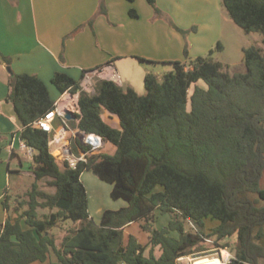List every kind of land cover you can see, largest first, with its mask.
Masks as SVG:
<instances>
[{"label":"trees","instance_id":"1","mask_svg":"<svg viewBox=\"0 0 264 264\" xmlns=\"http://www.w3.org/2000/svg\"><path fill=\"white\" fill-rule=\"evenodd\" d=\"M146 2L161 15L157 0ZM222 2L237 26L264 37V0ZM129 13L138 18L135 9ZM217 49L224 51L222 42ZM184 52L186 60L170 62L173 69L162 78L146 74L143 96L105 79L88 93L68 74H55L52 82L60 93H79L80 131L117 147L114 155L93 153L75 139L85 155L76 168L52 154L49 133L36 127L56 107L47 85L35 75H12L7 101L23 125L22 141L33 150L35 181L23 195L5 196V209L18 211L21 221L0 227V264L44 263L52 255L51 264H178L235 235L229 264H264V47L243 49L247 72L239 74L214 60V50L194 59L188 47ZM104 111L119 118L121 130L104 120ZM2 154L0 132V162ZM86 171L113 186V200L128 204L106 210L100 224L90 213L82 181ZM158 213L170 217L162 229L156 226ZM210 219L219 225L207 233ZM66 221L78 226L58 246L52 231ZM133 223L147 235V245L126 236Z\"/></svg>","mask_w":264,"mask_h":264},{"label":"crops","instance_id":"2","mask_svg":"<svg viewBox=\"0 0 264 264\" xmlns=\"http://www.w3.org/2000/svg\"><path fill=\"white\" fill-rule=\"evenodd\" d=\"M144 2L146 0H0V132L3 144L0 162L1 226L8 220L12 223L21 221L18 211L5 209V196L25 194L35 181L31 149L21 139L23 125L14 105L7 101L13 74L38 76L47 85L51 99L56 104L62 102L61 107L65 108L70 101L66 102L67 96L64 97L52 82L58 72L82 82L84 71L107 70V75L102 79L117 73L124 81L123 87H132L140 92L151 68H142L138 58L163 64L169 72L173 69L170 62L186 60L184 43H191L189 57L194 59L205 56L222 35L223 21L212 17L207 0L203 6H199V10L188 2L179 4L177 0H157L161 14L166 12L172 18L176 17L174 14L179 15L181 21L191 18L185 26L177 22L179 29H194L186 42L179 30L168 29L167 33L172 38L166 42L164 20L154 15ZM132 8L140 12H137L138 18L130 16ZM102 9L106 13H102ZM142 13L146 19L144 23ZM229 20L224 16V21ZM76 97L77 94L74 95L75 100ZM102 116L113 128L121 130L117 116L108 111H104ZM67 121L62 117L56 118L51 135L57 141L51 152L60 162L83 156L79 145L75 143V139H78L84 145L79 137L80 120H72L74 124ZM65 147L69 150L68 154L63 151ZM116 151L115 145L106 143L102 152L114 155ZM82 181L89 195L91 216L97 224H100L106 210H119L128 205L124 200H113V186L99 180L91 171L83 173ZM11 204L14 205L13 202ZM159 215L156 226L162 229L169 224L170 217ZM77 226L74 223L67 228L65 225L55 228L52 233L57 245L60 246L68 231ZM125 234L138 237L143 245L148 243V237L138 223L127 226ZM229 239L236 242L237 235L224 241ZM149 249L152 248L149 246ZM154 254L159 257L160 248H156Z\"/></svg>","mask_w":264,"mask_h":264},{"label":"rangeland","instance_id":"3","mask_svg":"<svg viewBox=\"0 0 264 264\" xmlns=\"http://www.w3.org/2000/svg\"><path fill=\"white\" fill-rule=\"evenodd\" d=\"M177 2L179 4H184L186 2H188L190 5L193 4L197 7V10H199V6L200 5H204L205 0H177ZM208 3V10L211 11L212 17L216 18L217 20H221L223 21L222 25H223V32L221 37H219V39H217L218 41H216V43L212 44L211 49H209L207 51V53L205 54L208 55L210 53L211 50H214V54H213V58L214 60H218L223 62L225 65L228 66V71L231 74H239V73H246L247 72V67H246V63L244 61V53L242 48H248L250 46H258V47H264L263 46V35L260 33H246L244 30H242L239 26H237L234 22L231 21L230 16L228 15L227 10L225 9V7L223 6V2L222 0H207ZM206 2V3H207ZM146 7H148V9H150V11L152 13H155V10L146 2H144ZM135 9H137L136 7H134ZM132 8V9H134ZM137 11V10H136ZM139 12V11H137ZM140 13V12H139ZM141 15V14H140ZM157 15V14H156ZM161 16V18L164 20L165 23V39L166 42L170 41L169 38H172L168 35L167 30L171 29V30H177L176 27L178 26L177 24H182L180 26H185V24H187V22L191 19L187 18L184 21H181L182 19H180L181 17H179V15H175V18H172L171 15L167 14L165 12V14H161L159 15V17ZM224 16L228 17V19H230V22L224 21ZM142 18H143V23L144 21H146V19L144 18V14L142 13ZM178 22V23H177ZM177 23V24H176ZM178 28V27H177ZM182 30H188V29H182ZM194 30V29H193ZM193 30H189V32L187 33H181L180 35L182 37L183 40L188 41V37L190 36V34L192 33L191 31ZM179 32V31H178ZM172 42V41H171ZM219 42H222L223 46H224V51H219L217 49V45ZM168 44H176V43H166V45ZM184 51H185V47H188V50L191 48V43H184ZM185 53V52H184ZM186 59V56H185ZM143 66H141L142 68L144 67H148L151 68L150 72L155 71V75L156 73H159V78H162L163 75L165 73H167L166 71V66L163 64H158V65H148V64H144L142 63ZM145 69V68H144ZM99 78H95L94 79V88L96 85V81ZM145 79V78H144ZM123 83L124 81H122V87H123ZM200 85L205 86L203 82L200 83ZM194 91V86L191 88L190 90V95H192ZM137 93L141 96L146 95V88L144 86V84L142 85V90L139 92L137 90ZM110 145V144H108ZM103 185H107L102 183ZM41 186L48 192L52 193L54 192V189H50L46 187L45 182L41 183ZM263 187H264V181H263ZM2 191H0L1 193ZM23 195V194H21ZM160 217V215H159ZM159 223L161 224L162 221L161 219H159ZM74 224V222L72 221H66L64 223H62L61 225H65V227H69L72 226ZM219 224V222L217 220H207L206 221V232L209 233L210 230L212 228H214L215 226H217ZM0 227H1V223H0ZM191 227V226H190ZM144 241V240H143ZM148 244V243H147ZM146 244V245H147ZM221 244L225 247V246H229V248H233L235 242L232 239H229L227 241H222ZM216 245L213 244H209L208 249L206 250H201V251H196L192 254H196V255H204L203 252L208 251V250H212ZM152 250V249H151ZM151 250L149 249V247L146 248L145 254L146 256L150 255ZM206 254V253H205ZM56 261V257L54 255H52V261L48 260L49 263ZM45 263V262H44ZM48 263V264H49Z\"/></svg>","mask_w":264,"mask_h":264},{"label":"built area","instance_id":"4","mask_svg":"<svg viewBox=\"0 0 264 264\" xmlns=\"http://www.w3.org/2000/svg\"><path fill=\"white\" fill-rule=\"evenodd\" d=\"M107 73L108 72L106 70L104 72L103 71H93V72H88L84 74V78L81 82L82 91H86L88 93H95L94 79L95 78L102 79V77L106 76ZM109 80L114 81L120 86L122 85V81L117 73H111V75L109 76ZM65 96H67L66 102H68V100L70 101L69 103L66 104L67 106L65 108L61 107L62 102L57 103L55 109L46 113L42 118H40L36 122L37 128L49 133L50 149H52L57 143L56 139L51 136L52 133L54 132V122L56 118L62 117L64 121H67V119L64 117L66 113L71 112V113H74V115L80 114V108L78 105L79 93L77 94L76 100L74 99V95H72L69 92L64 93V97ZM79 134L84 135L83 143L85 146L90 147L93 153H100L103 151L106 143L101 136L96 135V134H86L82 131H80ZM63 151L65 152V154H68L69 152L67 147H65ZM30 156L33 159L32 149L30 152ZM80 161H85V155H83L82 157L76 158V159H71V160L68 159V162L70 163V166L72 168H76L77 164ZM190 226L196 230L193 223H190ZM206 241L208 243H213L209 239H206ZM203 253L204 255L191 254V255L183 256L178 259V264H229L234 258L229 246L224 247L222 244L215 246L212 250H208Z\"/></svg>","mask_w":264,"mask_h":264},{"label":"water","instance_id":"5","mask_svg":"<svg viewBox=\"0 0 264 264\" xmlns=\"http://www.w3.org/2000/svg\"><path fill=\"white\" fill-rule=\"evenodd\" d=\"M103 79H105V80H109V78H103ZM64 117H65L67 120H77V119H78V118L74 115V113H71V112L66 113V114L64 115ZM79 137H80V139L84 140V135H83V134H80Z\"/></svg>","mask_w":264,"mask_h":264}]
</instances>
